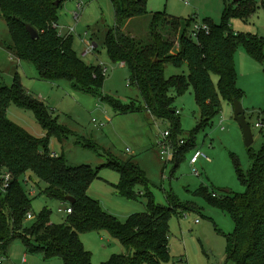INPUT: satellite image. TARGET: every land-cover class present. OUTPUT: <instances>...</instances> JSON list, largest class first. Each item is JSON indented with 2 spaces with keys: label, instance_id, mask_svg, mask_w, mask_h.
I'll return each instance as SVG.
<instances>
[{
  "label": "trees",
  "instance_id": "16d2710c",
  "mask_svg": "<svg viewBox=\"0 0 264 264\" xmlns=\"http://www.w3.org/2000/svg\"><path fill=\"white\" fill-rule=\"evenodd\" d=\"M115 11L114 28L107 32L103 47L114 63H125L130 82L139 89L144 109L122 105L102 92L107 77L98 66L87 65L73 49V37L65 38L53 30L58 23V11L64 0H0V15L6 21L13 44L8 49L16 59L34 65L41 80L68 81L74 90L107 101L117 113L148 111L152 117L169 121L171 140L183 135L181 120L175 106L176 98L193 89L200 110L198 127L190 141L181 147L171 163L178 169L188 151L195 145V132L207 128L221 113L223 103L233 106L241 102L242 92L237 85L235 51L243 44L251 58L264 63V38L234 34L229 25L233 17L247 19L264 0L225 1L223 22L207 23L209 31L194 37L195 18L183 21L166 14H151L150 39L138 41L124 32L128 21L149 14L147 0H111ZM32 25L39 33L32 39L26 29ZM174 38V39H173ZM178 39L179 48L174 41ZM96 49L98 44L94 42ZM175 48V50H174ZM181 67L187 64L188 75L165 76L166 65ZM95 76V77H94ZM11 105L30 110L45 136L36 138L7 118ZM258 124H264V110ZM262 135L264 136V128ZM55 138L63 146L68 131L58 123L53 110L41 99L26 91L19 75L11 87L0 86V264H3L10 243L21 238L27 254H40L45 260L61 259L64 264H92V254L85 248L80 234L107 231L117 239L127 253L112 255L101 264H175L169 247L170 220L182 206L173 194H167L168 206L156 204L145 171L133 160L112 162L107 166L120 174L115 186L127 199H137L136 187L145 189L146 211L134 214L122 222L108 213L88 195L91 183L99 178V170L82 165L72 167L64 154L50 150ZM252 169L244 174L235 161L238 177L245 186L244 194L224 192L221 197L209 195L205 187L194 195L210 198L223 208L235 223L232 234L226 235V264H264V145L259 153L248 148ZM10 180L4 186V177ZM36 177L46 184L44 194L65 202L68 197L72 214L63 224L51 223V212L44 211L27 226L32 202L23 182ZM36 185V182H34ZM216 195V196H214Z\"/></svg>",
  "mask_w": 264,
  "mask_h": 264
},
{
  "label": "rangeland",
  "instance_id": "374dc122",
  "mask_svg": "<svg viewBox=\"0 0 264 264\" xmlns=\"http://www.w3.org/2000/svg\"><path fill=\"white\" fill-rule=\"evenodd\" d=\"M225 1L233 3L237 0H147L149 14L128 21L123 30L138 41H148L151 14L157 13L183 21L195 18L201 25H220ZM255 1L260 3L261 0ZM76 13L79 14L78 23ZM58 24L66 32L68 28H75L73 49L87 65L97 66L103 62L110 68L103 97H111L124 106L144 109L139 89L130 82L129 70L121 63L112 62L103 47L107 32L116 25L111 0H64L58 11ZM229 25L234 34L264 38V8L258 6L247 19L233 17ZM94 42L99 45L98 48L84 55L88 50L87 43ZM174 42L178 49V39ZM12 44L8 25L0 15V86L11 87L14 77L19 75L23 88L53 110L58 123L68 131V139L62 146L57 139L51 138V151L64 154L72 167L87 165L99 170V178L91 183L88 195L122 222L134 214L144 213L147 205L145 189L136 187V194L139 196L142 193L137 199L123 197L115 188L120 174L107 166L114 161L133 160L145 171L157 205L168 206V193H173L182 203L170 220L169 247L174 263L226 264V235L234 232L235 223L223 208L210 198L194 195V191L205 187L209 195L215 193L218 197L225 191L239 195L246 192L238 177L235 161H239L244 174L251 171L253 164L241 127L234 118L233 106L223 103L221 113L213 122L195 132L194 147L187 152L179 168L174 170L171 162L161 158L157 146L161 133L172 129L169 121L156 119L148 111L120 114L109 102L72 89L68 81L54 83L41 80L34 65L16 59L14 52L8 49ZM235 69L237 85L242 92L241 102L254 136L252 150L259 153L264 145V136L256 125L264 110V63L251 58L244 45L240 44L235 51ZM188 72L187 64L181 67L168 64L165 67L167 79L188 75ZM175 106L183 130L180 137L190 141L191 133L200 121L193 89L177 97ZM7 118L36 138L45 136L30 110L11 105ZM93 119L98 124L93 123ZM197 150L210 160L201 158L196 165H192L191 160ZM26 178L32 180L23 182L32 202V215L39 217L46 210L51 212V223H66L69 215L59 213V209L65 211L70 203L47 197L43 193L46 184L31 175ZM31 224L32 221H26L27 226ZM80 239L92 254V264H101L112 255L127 253V249L107 231L85 232L80 234ZM24 257L27 258L25 264H64L58 258L47 261L40 254H27L21 238L10 243L3 264H22Z\"/></svg>",
  "mask_w": 264,
  "mask_h": 264
},
{
  "label": "built area",
  "instance_id": "2783aa9c",
  "mask_svg": "<svg viewBox=\"0 0 264 264\" xmlns=\"http://www.w3.org/2000/svg\"><path fill=\"white\" fill-rule=\"evenodd\" d=\"M79 10H81V5H79ZM75 20L78 23L79 22V14L76 13L75 14ZM52 28L53 30L57 31V33L60 36H64L65 38L68 37H73V33L75 32V28H68V31H63L65 28L61 27L58 23H53L52 24ZM201 31H209V27L207 25H201V24H196L194 27V37H197L198 33H200ZM87 47L88 50L86 51V53L84 55H87L90 52H93V50H95V44L94 43H87ZM20 62V61H19ZM100 69H101V74L104 77H107L109 75L110 72V68L103 62H100L99 65H97ZM121 66H125V63H121ZM95 77V76H94ZM224 120L221 121V123H223ZM93 123L98 124L96 119H93ZM257 128L263 129L264 128V124H257L256 125ZM224 129V128H223ZM186 144V140L182 139L180 136L177 137L176 139V145L172 142L171 140V131L167 130L164 133H161L160 135V140L158 142V149L161 155V158L163 160H165L167 163L171 162L177 152V148L176 147H181L184 146ZM176 146V147H175ZM201 158H206L207 160H210V158L208 156H206L204 153H202L201 151L197 150L194 153V156L191 160V164L192 165H196L197 162L201 159ZM198 174V172H196ZM4 186L7 185L8 181L10 180V175H7L4 177ZM216 196V195H214ZM59 213H65L67 215H71L72 214V208L68 207L65 211H63L62 209H59ZM35 218L34 215H32V213L27 215V220H33ZM26 259L24 258L22 261V264H25Z\"/></svg>",
  "mask_w": 264,
  "mask_h": 264
},
{
  "label": "water",
  "instance_id": "95a60500",
  "mask_svg": "<svg viewBox=\"0 0 264 264\" xmlns=\"http://www.w3.org/2000/svg\"><path fill=\"white\" fill-rule=\"evenodd\" d=\"M136 1H141V0H136ZM25 26L32 39H37L39 37L38 31L32 25L26 24ZM233 109H234V118L241 127L246 147L249 148L254 144V136H253L252 128L247 121L246 111L244 110L242 102L238 100H234ZM66 201H68L70 204L75 203V200L71 197H68Z\"/></svg>",
  "mask_w": 264,
  "mask_h": 264
},
{
  "label": "crops",
  "instance_id": "0c3cea01",
  "mask_svg": "<svg viewBox=\"0 0 264 264\" xmlns=\"http://www.w3.org/2000/svg\"><path fill=\"white\" fill-rule=\"evenodd\" d=\"M131 21H133V20H131ZM18 60V59H17ZM19 61V60H18ZM123 68H126V65L123 67ZM51 150V149H50ZM52 153H55V154H57L56 152H54V151H51ZM58 155V154H57ZM25 259H26V262H27V258L26 257H24ZM25 262V263H26Z\"/></svg>",
  "mask_w": 264,
  "mask_h": 264
},
{
  "label": "flooded vegetation",
  "instance_id": "af4514ba",
  "mask_svg": "<svg viewBox=\"0 0 264 264\" xmlns=\"http://www.w3.org/2000/svg\"><path fill=\"white\" fill-rule=\"evenodd\" d=\"M96 48V47H95Z\"/></svg>",
  "mask_w": 264,
  "mask_h": 264
}]
</instances>
